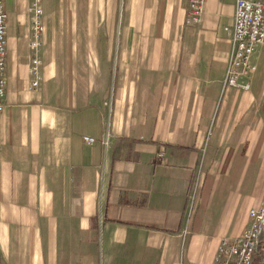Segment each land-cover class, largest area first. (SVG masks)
<instances>
[{
	"label": "crops",
	"instance_id": "0c3cea01",
	"mask_svg": "<svg viewBox=\"0 0 264 264\" xmlns=\"http://www.w3.org/2000/svg\"><path fill=\"white\" fill-rule=\"evenodd\" d=\"M3 4L0 264H213L264 203V45L227 88L234 0L191 26L188 0H43L35 51L32 0Z\"/></svg>",
	"mask_w": 264,
	"mask_h": 264
},
{
	"label": "built area",
	"instance_id": "2783aa9c",
	"mask_svg": "<svg viewBox=\"0 0 264 264\" xmlns=\"http://www.w3.org/2000/svg\"><path fill=\"white\" fill-rule=\"evenodd\" d=\"M43 0H32L35 19L33 32L29 37V49L35 51L39 45L42 25L38 19L43 16ZM234 23L231 37L232 56L226 71L224 84L227 88L247 91L248 82L241 80L256 70L250 62L258 45H264V0H234ZM205 15L204 0H188L185 24L196 25ZM6 12L0 0V113L4 108L6 80L4 65L7 52ZM32 76L31 86L37 87L40 80V63L33 57L29 65ZM90 145L94 139L84 138ZM106 144V140L102 142ZM250 225L236 239L224 238L220 241L213 264H264V203L259 209L249 212Z\"/></svg>",
	"mask_w": 264,
	"mask_h": 264
}]
</instances>
